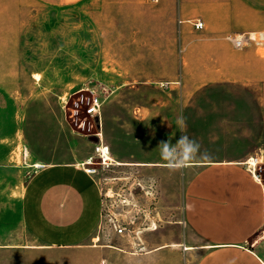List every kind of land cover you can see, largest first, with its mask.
I'll use <instances>...</instances> for the list:
<instances>
[{
	"label": "rangeland",
	"instance_id": "1",
	"mask_svg": "<svg viewBox=\"0 0 264 264\" xmlns=\"http://www.w3.org/2000/svg\"><path fill=\"white\" fill-rule=\"evenodd\" d=\"M177 13L174 0H79L65 6L0 0V135L20 126L23 159L16 181L0 189L19 194L36 162L94 168L105 206L91 242L125 241L111 217L138 215L133 228L153 227L160 211L150 201L151 182L177 190L183 177L112 158L103 165L93 136L100 133L118 160L133 161L157 151L162 140L175 144L179 137L166 132L180 131L176 120L186 111V128L196 134L189 138L200 149L221 154L245 147L261 158L264 180V80L255 87L213 82L224 76L221 68L209 73L205 66L211 42L204 31L181 24ZM258 53L264 56V50ZM230 71L237 76V69ZM94 96L104 103L101 115L86 112ZM5 147L15 148V140ZM87 157L90 166L81 162ZM18 232L23 242L32 241L22 226ZM53 258L96 264L85 250L56 252ZM112 264L125 263L119 258Z\"/></svg>",
	"mask_w": 264,
	"mask_h": 264
},
{
	"label": "crops",
	"instance_id": "2",
	"mask_svg": "<svg viewBox=\"0 0 264 264\" xmlns=\"http://www.w3.org/2000/svg\"><path fill=\"white\" fill-rule=\"evenodd\" d=\"M34 1L65 6L79 0ZM174 3L181 24H189L196 32L204 31L208 43L211 42L205 66L209 73L221 68L224 76L222 81L213 82L255 84V87L254 82L264 80V56L258 49L254 46L234 49L228 39L230 35L264 31V0H174ZM196 20L204 22L203 29L194 28ZM233 69L238 71L236 77L231 75ZM172 83L166 82L165 87H171ZM183 117L187 123V111ZM166 134L196 135L189 128L183 133L169 130ZM21 135L20 126L19 130L16 127L0 135L1 186L6 181H16V175L21 174ZM11 138L16 147L7 149L6 142ZM102 141L105 144L103 138ZM107 146L110 158L123 165L158 172L171 170L161 159L159 147L152 154L124 161L118 160L111 146ZM200 152L206 153L207 158H198L190 167L175 171L183 177L180 189L161 190L156 186L159 181L151 182L150 201L153 198L155 209L160 211L156 215V228L143 230L139 240L111 238L102 243L91 242L104 211L96 176L75 162H36L37 168L19 194L0 189V264H65L64 260H54L53 253L82 250L92 252L96 264H112L119 258L125 264H264L261 158L257 155L255 174L259 179H256L247 166L253 152L245 147L227 149L221 154L207 149ZM28 153L26 149L24 159ZM90 159L81 162L87 165ZM21 226L31 236V242L20 239Z\"/></svg>",
	"mask_w": 264,
	"mask_h": 264
},
{
	"label": "built area",
	"instance_id": "3",
	"mask_svg": "<svg viewBox=\"0 0 264 264\" xmlns=\"http://www.w3.org/2000/svg\"><path fill=\"white\" fill-rule=\"evenodd\" d=\"M193 26L196 30H201L204 28V22L201 20H196L193 22ZM229 41L233 44V46L237 49H242L248 46H254L256 49H262L264 50V31L260 32H246L242 34L237 35H230L228 36ZM101 99L98 96H94L87 102V108L86 112L89 115H99L101 110ZM97 137L99 139L98 143L95 144V153L100 159V163L103 165H108L111 162V159L109 157V147L105 145L102 141V137L100 133H97ZM252 159L254 160L253 162ZM88 162H91L87 164V166H90L93 164L92 159H90ZM259 163V160L257 158H249L247 160V166L252 169V174L256 179H259L258 175L255 174L256 172V166ZM85 171L90 174H94L96 170L91 167H86ZM104 205V204H103ZM105 206V205H104ZM104 213V211H103ZM138 215L132 216L131 219H118L117 217L113 216L110 219V223L112 227L116 230L117 234L127 237L128 240H139L142 232L139 230H136V228H133L135 221L138 219ZM157 224H153V227L149 228H156Z\"/></svg>",
	"mask_w": 264,
	"mask_h": 264
},
{
	"label": "clouds",
	"instance_id": "4",
	"mask_svg": "<svg viewBox=\"0 0 264 264\" xmlns=\"http://www.w3.org/2000/svg\"><path fill=\"white\" fill-rule=\"evenodd\" d=\"M176 124L181 133H183L187 127L186 119L183 115L177 118ZM200 147V144L196 140L190 139L184 134L176 140L175 144H172L168 140H162L159 143L161 159L167 162V166L172 171L190 167L198 158L206 159L207 154L201 153Z\"/></svg>",
	"mask_w": 264,
	"mask_h": 264
},
{
	"label": "water",
	"instance_id": "5",
	"mask_svg": "<svg viewBox=\"0 0 264 264\" xmlns=\"http://www.w3.org/2000/svg\"><path fill=\"white\" fill-rule=\"evenodd\" d=\"M93 138H94V141L98 142L97 136L94 135Z\"/></svg>",
	"mask_w": 264,
	"mask_h": 264
},
{
	"label": "bare ground",
	"instance_id": "6",
	"mask_svg": "<svg viewBox=\"0 0 264 264\" xmlns=\"http://www.w3.org/2000/svg\"><path fill=\"white\" fill-rule=\"evenodd\" d=\"M110 157V156H109ZM111 159V158H110ZM254 160L252 159V161L251 162H253ZM89 163H91V162H87V164H89ZM118 163V162H117Z\"/></svg>",
	"mask_w": 264,
	"mask_h": 264
}]
</instances>
